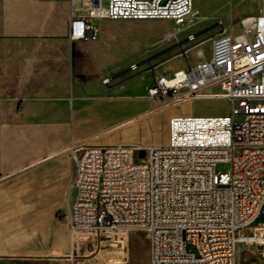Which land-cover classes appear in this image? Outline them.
<instances>
[{
    "label": "built area",
    "instance_id": "1",
    "mask_svg": "<svg viewBox=\"0 0 264 264\" xmlns=\"http://www.w3.org/2000/svg\"><path fill=\"white\" fill-rule=\"evenodd\" d=\"M76 1L72 41L97 39L92 19L164 20L179 32L194 9V0ZM220 23L208 55L188 33L197 60L157 70L146 96L224 98L229 113L175 114L164 144L81 146L67 203L74 251L103 229L125 228L147 231L150 264H237L242 247L264 260V223L253 224L264 214V13L237 32ZM219 162L230 168L217 171Z\"/></svg>",
    "mask_w": 264,
    "mask_h": 264
},
{
    "label": "crops",
    "instance_id": "2",
    "mask_svg": "<svg viewBox=\"0 0 264 264\" xmlns=\"http://www.w3.org/2000/svg\"><path fill=\"white\" fill-rule=\"evenodd\" d=\"M213 1L229 6L234 0H197V9ZM240 2L251 7L225 11L226 20L238 15L241 23L264 13V0ZM73 5L76 0H0V264L124 263L101 251L81 258L93 252L91 241L116 242L110 233L117 230L103 229L74 251L69 223L48 207L69 195L75 171L70 150L101 134L79 138L78 113L110 101L103 79L110 77L111 52L99 50L97 27L93 41L69 38L72 15L82 14ZM94 94L96 100L87 103Z\"/></svg>",
    "mask_w": 264,
    "mask_h": 264
},
{
    "label": "rangeland",
    "instance_id": "3",
    "mask_svg": "<svg viewBox=\"0 0 264 264\" xmlns=\"http://www.w3.org/2000/svg\"><path fill=\"white\" fill-rule=\"evenodd\" d=\"M201 4L203 3L200 1ZM225 5L217 1L201 5L193 18L189 17V25L176 32L169 21H117L116 24L93 19L92 24L99 30L97 45L99 50L104 48L111 52L107 63L110 83L104 87L105 96L109 102L105 105L93 104L78 113L75 121L76 133L79 138H87L97 133L92 141L79 143L69 152V159L75 168V153L79 148L88 144H113L114 142H131L135 145L151 143L164 144L168 141L169 120L175 114L194 115H224L230 111V104L224 98L191 99L183 102L154 99L146 96L147 87L153 82L157 70L169 74L186 61L197 60V48L185 41L184 37L190 32H197V44L206 55L210 53L211 38L221 30V23L228 30L237 32L241 23L238 15L224 18L225 11L232 9H249L251 3H241L240 0ZM202 15V20L199 15ZM176 36V37H175ZM180 39V40H178ZM194 46V45H193ZM81 54L82 47L78 46ZM86 52L94 55V48L87 44ZM186 49H190L185 53ZM137 68L133 69L132 65ZM215 90H218L216 88ZM96 94L87 98V103L96 100ZM229 162H219L217 171H227ZM68 196L62 200L50 201L48 207L52 214L69 223L67 218ZM264 223V214L253 224ZM249 233L248 229L244 230ZM100 232L98 233V235ZM116 234V242L102 243L100 239L91 241L96 246L90 247L93 252L87 257L93 258L99 251L110 260H122L123 264H150L149 237L144 229H117L110 233ZM97 235V236H98ZM257 249L242 247L238 253L237 264H264L257 255ZM122 257H119V256ZM116 264V263H115Z\"/></svg>",
    "mask_w": 264,
    "mask_h": 264
},
{
    "label": "bare ground",
    "instance_id": "4",
    "mask_svg": "<svg viewBox=\"0 0 264 264\" xmlns=\"http://www.w3.org/2000/svg\"><path fill=\"white\" fill-rule=\"evenodd\" d=\"M195 12H196V8H195V9H193V11H192V13H191L190 17H192V18H193V16H194Z\"/></svg>",
    "mask_w": 264,
    "mask_h": 264
}]
</instances>
